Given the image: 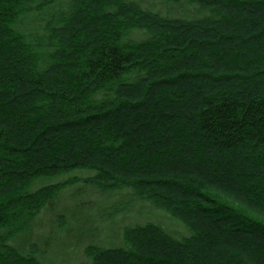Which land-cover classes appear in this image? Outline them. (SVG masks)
Returning a JSON list of instances; mask_svg holds the SVG:
<instances>
[{"label":"trees","instance_id":"obj_1","mask_svg":"<svg viewBox=\"0 0 264 264\" xmlns=\"http://www.w3.org/2000/svg\"><path fill=\"white\" fill-rule=\"evenodd\" d=\"M75 186L151 214L76 264H264V0H0V264Z\"/></svg>","mask_w":264,"mask_h":264},{"label":"rangeland","instance_id":"obj_2","mask_svg":"<svg viewBox=\"0 0 264 264\" xmlns=\"http://www.w3.org/2000/svg\"><path fill=\"white\" fill-rule=\"evenodd\" d=\"M164 7L162 6L160 9ZM87 173L88 171L85 170L75 171L70 176L83 177L89 174ZM60 180L61 177H41L32 184V189ZM79 188L80 186H75L68 189L56 199V203L52 208L41 210L31 232L20 236L17 238L18 240H13V245L25 250L28 238L38 242L40 248L46 247L42 253L46 262L76 264L79 261L80 253L76 243L78 236H91L94 241L108 243L111 242V236L118 232V227L121 223L133 224L142 214L145 216L151 215L147 212L146 207L130 204L129 208L120 217L114 218L113 221L100 222L98 217L99 207L113 202L114 199L104 200V197L96 192L78 190ZM61 213L64 214V219H66L63 225L60 222H55L57 216ZM169 219L165 220V226L167 229H173L175 221L171 218ZM25 237L27 238L25 239Z\"/></svg>","mask_w":264,"mask_h":264}]
</instances>
